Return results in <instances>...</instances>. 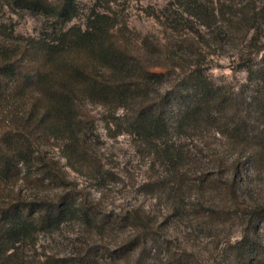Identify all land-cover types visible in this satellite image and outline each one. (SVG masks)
Returning <instances> with one entry per match:
<instances>
[{
  "label": "trees",
  "instance_id": "trees-1",
  "mask_svg": "<svg viewBox=\"0 0 264 264\" xmlns=\"http://www.w3.org/2000/svg\"><path fill=\"white\" fill-rule=\"evenodd\" d=\"M204 1H180L181 24L169 15L166 18L174 28L180 24L190 31L194 25L209 30L222 23L226 39L236 29L244 36L252 31L256 41L264 38V3L244 0L231 2L229 9L222 5L208 11ZM0 4L13 14L41 17L52 32L48 38L12 43L0 30V101L20 100L23 93L30 100L26 109L8 112L0 122V186L35 172L40 184L47 182L62 191L55 200L30 196L0 201V264H29L19 250L34 245L38 234L69 221L97 232L115 226L131 232L114 250L86 246L78 260L50 257L40 264H96L99 257L116 264H264L260 239L264 206L240 202L237 194L242 161L254 168L264 166V58L257 69L244 65L253 85L250 95L226 94L214 88L197 65H180L170 46L154 52L144 40L139 53L131 52L124 39L112 38L115 22L97 6L89 10L82 27H66L79 15L76 0H0ZM156 48L160 50L159 45ZM154 57L158 60L149 62ZM167 84L170 89L162 91ZM83 102L101 106L113 118L121 110L123 115L115 118L117 134L136 136L162 148L167 156L175 132L182 136L209 127L226 140L235 155L227 167L230 176L222 183L209 182L212 189L222 188L230 197L232 209L211 216L236 220L241 229L239 239L226 243L219 260L203 263L193 253L172 249L136 211L105 214L68 181L58 161L42 150L41 140L64 139L78 154L86 155ZM174 155L170 160L175 168L187 163L184 153ZM183 175L163 185L172 184L177 193ZM205 181L206 175L199 171L198 182Z\"/></svg>",
  "mask_w": 264,
  "mask_h": 264
},
{
  "label": "rangeland",
  "instance_id": "rangeland-1",
  "mask_svg": "<svg viewBox=\"0 0 264 264\" xmlns=\"http://www.w3.org/2000/svg\"><path fill=\"white\" fill-rule=\"evenodd\" d=\"M76 1L79 15L66 27H82L89 10L97 6L98 11L106 12L115 22L110 30L112 38L124 39L131 52L139 53L144 40L154 52L164 51V45L170 46L180 65H197L214 88L226 94H251L253 85L244 65L249 63L257 69L264 58V38L256 41L252 31L244 36L236 29L227 39L223 36L222 23L209 30L194 25V30L190 31L180 25L183 23L179 15L182 0ZM243 1L205 0L204 4L211 11L222 5L229 9L231 2ZM254 1L258 6L264 3V0ZM166 15L179 21V26L174 28ZM49 26L41 17L13 14L0 4V30L7 41L19 43L42 39L51 35ZM157 60L154 57L149 62ZM170 84L162 86L161 90L170 89ZM23 95L20 100L0 101V122L8 112H19L28 107L30 100L26 93ZM82 105L87 121L84 132L88 147L86 155L78 154L67 140L55 137L41 140L42 150L58 161L68 181L77 190L85 192L105 214L136 211L147 218L164 244L169 243L172 249L193 253L203 263L219 260L226 243L239 239L241 229L236 220L222 221L211 216L232 209L230 197L222 188L212 189L209 182L214 179L222 183L230 176L227 167L235 155L226 140L209 127L182 136L175 132L170 137L174 146L167 156L162 153V148L150 146L136 136L117 134L119 128L115 118L123 115L121 110L113 118L112 113L99 105L88 102ZM178 152L185 154L187 163L177 169L170 158ZM199 171L206 175L203 184L198 182ZM180 173L184 174L182 188L173 193L175 186L163 184ZM38 180V175L32 172L26 179L19 176L16 182L0 186V201L30 196L55 200L62 193ZM237 183L240 202L264 206V166L254 168L242 161ZM261 228L260 239L264 244V222ZM130 232L122 226L97 232L77 221H69L52 232L38 234L34 245L23 246L19 254L29 264H40L50 257L78 260L81 249L86 246L114 250ZM96 261V264H116L100 257Z\"/></svg>",
  "mask_w": 264,
  "mask_h": 264
}]
</instances>
